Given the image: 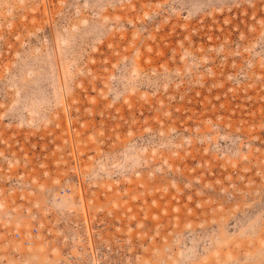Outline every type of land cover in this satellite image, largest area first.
I'll return each instance as SVG.
<instances>
[{
  "label": "rangeland",
  "instance_id": "1",
  "mask_svg": "<svg viewBox=\"0 0 264 264\" xmlns=\"http://www.w3.org/2000/svg\"><path fill=\"white\" fill-rule=\"evenodd\" d=\"M0 264H264V0H0Z\"/></svg>",
  "mask_w": 264,
  "mask_h": 264
}]
</instances>
